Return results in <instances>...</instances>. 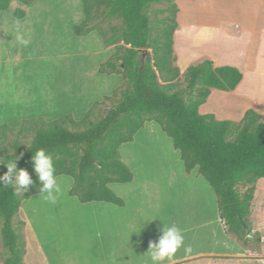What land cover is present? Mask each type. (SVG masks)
<instances>
[{"label":"trees","instance_id":"obj_1","mask_svg":"<svg viewBox=\"0 0 264 264\" xmlns=\"http://www.w3.org/2000/svg\"><path fill=\"white\" fill-rule=\"evenodd\" d=\"M11 1L0 0V11L7 10ZM18 1L30 5L37 0ZM80 1L84 18L73 27V34L84 37L96 32L105 47L116 45L114 54L99 65L97 73L120 75L126 90L96 122L90 117L100 103L79 121L67 114L52 121L27 119L16 128L0 125V163L19 157L17 168L27 170L34 182L21 194L13 187H0V241L7 253L3 264H24L23 243L13 221L20 203L40 194L42 185L31 161L37 149L43 148L53 157L57 177L72 179L70 197L81 204L105 202L122 207L124 201L109 185L130 183L133 174L121 161L119 147L132 142L147 122L156 123L171 139L184 172L189 175L196 169L209 184L225 232L241 241L250 232L248 216L255 183L264 178V118L249 110L234 124L198 112L212 89L234 90L241 73L227 66L215 68L205 60L186 69L182 92L169 93L165 88H172L180 76L172 48L178 11L175 0ZM160 3L168 4L163 12L169 16L154 35L148 10ZM13 16L22 18L24 12L15 9ZM111 18L121 20L122 28H111L106 37L100 24ZM148 49L151 53L146 52L143 58L141 52ZM233 130L236 133L229 139ZM6 172V165L0 164V176ZM240 184L247 186L242 193L238 191Z\"/></svg>","mask_w":264,"mask_h":264},{"label":"rangeland","instance_id":"obj_2","mask_svg":"<svg viewBox=\"0 0 264 264\" xmlns=\"http://www.w3.org/2000/svg\"><path fill=\"white\" fill-rule=\"evenodd\" d=\"M167 7V3L152 4L149 7L148 18L152 34L155 35L163 28L161 22L169 16L163 12ZM15 9L25 11L28 21L26 24H19V28H14L7 20L0 25V91L6 94L11 92L14 96L18 94L23 100L30 96V101L25 104V111L12 114L14 117L0 119V125L16 128L27 119L47 116L44 120L52 121L67 114L79 121L95 103H100L94 106L90 117L91 122L98 121L126 90V84L120 75H99L94 70L95 64H102L109 58V54H114L116 45L111 46L110 51H98L95 36L86 40L73 34V27L84 18L80 0H38L29 6L12 0L6 11H0V17L18 19L13 16ZM44 18H50L49 22H45ZM100 28L109 37L111 28L120 30L122 22L117 18L107 19L100 24ZM17 35H22L28 44H20L16 40ZM99 38L103 45L102 38ZM146 52L151 53V50L142 51L143 57ZM160 83L162 84L161 81ZM174 83L172 88L164 86L165 90L169 93L182 92L186 87L183 75ZM187 96L184 95L185 100L188 99ZM9 98L11 101L15 99L12 96ZM4 99L5 97L0 98L2 101ZM1 106L4 105L0 104V108ZM4 115L6 113L2 114L0 111V116ZM147 126L154 130L142 140L137 138L133 142L135 144L122 145L119 155L131 167L134 176L141 175L147 181L152 180L150 187L154 185L157 198L170 193L178 194L179 224L184 235L182 250L188 245V238L193 232L206 230H201L204 220L198 210L191 209L189 203L196 196L202 195L206 200L208 192L212 196L214 193L203 178L184 174L179 153L174 150L170 138L159 126L154 122H147ZM235 133L233 130L229 139ZM29 141L30 138L25 140ZM127 149L131 150L129 154L126 153ZM125 156L132 164L126 162ZM171 161L174 162L173 165ZM171 172L174 173L173 183L169 181ZM57 178L61 192L54 204L45 201L40 194L34 195L20 203L14 218L13 227L20 234L24 247L23 263L101 264L106 247L103 242L105 240L101 238L102 233L98 231L99 221L92 213L93 206L81 204L68 195L73 183L70 177ZM262 183L263 180L259 184ZM144 186L148 187L147 184ZM246 187L240 184L238 191L242 193ZM114 189L126 198L132 196L122 184H116ZM261 189L259 185L256 203L260 202L262 206L260 209L259 206L252 209V215L248 218L249 234H245L241 241L234 235L230 236L240 245L252 244L254 250L264 254V191ZM145 192L149 193L151 189L149 191L148 188ZM21 193L22 191L19 192ZM157 198H153V201ZM211 215L212 213L208 219ZM6 257V250L0 241V264H3ZM209 259L205 264H227L221 257L213 256ZM246 259L242 264H264L260 261L264 260V256H249Z\"/></svg>","mask_w":264,"mask_h":264},{"label":"crops","instance_id":"obj_3","mask_svg":"<svg viewBox=\"0 0 264 264\" xmlns=\"http://www.w3.org/2000/svg\"><path fill=\"white\" fill-rule=\"evenodd\" d=\"M175 4L178 9L175 16L177 26L172 37V48L175 66L179 69L180 75H183L191 65L205 60L212 62L215 68L225 66L235 68L242 75L241 81L232 91L212 89L205 103L199 106V114L213 115L217 121H229L234 124H238L249 110L264 118V0H175ZM23 12L24 16L16 20L0 17V25L7 20L14 28H19V24H26L28 21L26 12ZM49 19L44 18L45 22L47 20L49 22ZM91 36H95L98 51L111 50V46L105 47L101 44L99 35L94 32L84 38L87 40ZM111 56L112 54H109V58ZM98 67L99 64H95V72ZM9 96L14 97L15 99H12L14 101H11ZM3 97L5 99L0 100V104L4 106H1L0 111L6 115L0 116V119L14 117L12 114L25 111V104L30 101V96L23 100L18 94L14 96L11 92L6 94L0 91V98ZM148 126L146 123L130 143L136 142L137 138L144 139L154 130L148 129ZM130 151L127 149L126 153L129 154ZM125 159L132 164L127 156ZM121 161L123 162L122 159ZM173 163L171 161L172 165ZM126 167L132 172L131 167L127 165ZM173 174V172L170 174L171 183L172 178L174 179ZM184 174L187 175L185 172ZM189 176L200 177L196 169ZM261 180L264 182L263 178L255 183L249 219L252 209L254 210L255 206H259L260 209L262 206L260 202L256 203L258 186L260 185L264 191V183L259 184ZM151 181L133 174L130 183L122 184L132 194L128 198L116 192L114 189L116 183L110 184L109 188L124 201L122 207L105 202L85 203L93 206L92 213L99 221L98 231L105 240L103 242L106 250L103 251L104 259L101 264H151L149 256L145 254L149 241H158L162 235L163 224L176 225L181 229L178 194L170 193L159 199L156 193L154 194V185L150 187ZM145 184L148 187H145ZM148 188L151 192L146 193ZM207 194L206 200L199 195L189 203L191 209L198 210L201 219L204 220L203 228L201 226L200 229L206 230L193 232L188 238V245L182 250L179 249L173 259L170 262L166 261L165 264H205L213 256L224 258L227 264H242L249 256H264L254 250L252 244L240 245L225 232L218 218L215 195L212 196L209 192ZM153 198H157L156 201H153ZM210 213L212 217L208 219ZM206 219L208 220L205 221ZM185 248H190L191 251L186 253ZM260 261L264 263V260Z\"/></svg>","mask_w":264,"mask_h":264},{"label":"clouds","instance_id":"obj_4","mask_svg":"<svg viewBox=\"0 0 264 264\" xmlns=\"http://www.w3.org/2000/svg\"><path fill=\"white\" fill-rule=\"evenodd\" d=\"M16 40L22 45L26 46L28 44V41L22 35H17ZM18 159L19 157H16L15 159H9L7 163H0L5 164L7 167V172L0 176V187H13L17 193L26 192L28 186L34 185L28 171L17 168ZM31 161L34 165V173L42 185L39 188L40 195L45 201L54 204L61 188L58 184L53 157L41 148L34 152ZM161 231L162 235L158 238V241H149L148 251L145 254L149 256L151 264L170 262L177 251L184 246V235L176 225L163 224ZM190 251V248H185L186 253Z\"/></svg>","mask_w":264,"mask_h":264},{"label":"water","instance_id":"obj_5","mask_svg":"<svg viewBox=\"0 0 264 264\" xmlns=\"http://www.w3.org/2000/svg\"><path fill=\"white\" fill-rule=\"evenodd\" d=\"M145 56H146V53H144V57H145ZM144 57H143V58H144ZM250 235H252V233H250Z\"/></svg>","mask_w":264,"mask_h":264},{"label":"bare ground","instance_id":"obj_6","mask_svg":"<svg viewBox=\"0 0 264 264\" xmlns=\"http://www.w3.org/2000/svg\"><path fill=\"white\" fill-rule=\"evenodd\" d=\"M198 214H199V212H198ZM200 215V214H199Z\"/></svg>","mask_w":264,"mask_h":264}]
</instances>
